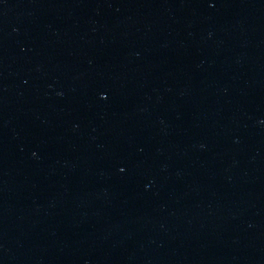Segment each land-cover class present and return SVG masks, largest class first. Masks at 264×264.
Masks as SVG:
<instances>
[{"label":"water","instance_id":"obj_1","mask_svg":"<svg viewBox=\"0 0 264 264\" xmlns=\"http://www.w3.org/2000/svg\"><path fill=\"white\" fill-rule=\"evenodd\" d=\"M0 264H264V0H0Z\"/></svg>","mask_w":264,"mask_h":264}]
</instances>
